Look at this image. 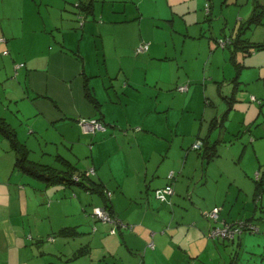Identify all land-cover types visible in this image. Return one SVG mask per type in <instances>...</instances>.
Returning <instances> with one entry per match:
<instances>
[{
    "label": "crops",
    "instance_id": "1",
    "mask_svg": "<svg viewBox=\"0 0 264 264\" xmlns=\"http://www.w3.org/2000/svg\"><path fill=\"white\" fill-rule=\"evenodd\" d=\"M232 1L236 3L232 10V22H229L231 9L228 10V7L227 18H224L226 31L228 30L229 33L217 36L214 39L215 44L209 35L210 23L205 25L209 18L206 17V12L204 16L201 0H138L136 8L139 12L128 13L131 16L130 19H113L112 23L108 22L111 25L109 28H104L107 27L106 22L98 23L96 26L91 23V19L95 17L94 7H92L91 14H85L80 26L92 32L95 46L98 45L95 35L97 33L101 35L100 49L104 53L103 63L108 80L103 81L101 88H95V86L93 88L89 84L91 75L87 73L85 61L81 56H78V58H82L83 65L80 67L75 61L76 74H73V79H62L66 82H60L57 88L53 86L52 91L47 86V91L49 90L48 92L54 96V99L52 98L53 108L45 111L38 106L41 105L39 102L34 101L33 105L28 103L29 109L26 118H29L28 130L30 132H36L41 136L47 133V129H50L53 134L51 140L72 143L68 148L69 151L80 146L79 153H83L89 163L85 170L93 167L96 181L108 191H111L112 188L115 191L114 194L127 195L126 199L129 201H131V197L138 199V203L135 205L129 204L126 211L128 216H126L118 209L116 197L112 199L113 194L110 195V205L114 214L117 217H122L121 221L126 225L129 222L133 224L130 231L128 229L120 231L119 229L117 233L129 254H134L136 257L134 264H194V261H191L192 256L197 255L199 258L207 246L208 241L202 242L203 235H206L212 225L208 212L218 206L216 197L219 188H211L210 174L208 172L207 179H204V170L196 182L197 170H193L194 172L191 170L189 178L180 179L181 172L176 176L175 171L178 169L179 159H175L171 152L173 140L170 137L175 134L182 136V140L178 144V146L180 145L178 148L182 151H184L185 145L199 137H204L210 142L215 140L222 142L226 137L231 139L247 137L252 143H256L257 139L264 140V48L252 49L251 52L244 55L241 53L242 51L234 53L236 57H242L244 65L235 71L238 87L237 84L235 86L232 84L231 99L226 98L230 86H225V80L227 75L232 74L233 69L236 68L226 61V63L214 66V71H212L211 59L217 51V46L220 45V37L229 38L230 34L234 35L240 22L245 21L258 3L264 0H228L229 3ZM148 4L155 7L151 10L148 8L143 10V5ZM122 9L126 10V6H123ZM145 14L156 19H148L150 22L145 24L143 22ZM204 17L208 19L205 20ZM160 19L167 20V23L162 25ZM230 28H233V33ZM103 29L115 31L113 43H110V37L102 34ZM159 30L162 31L159 33ZM224 30L223 28L222 32H225ZM118 32L124 34L125 42H118L116 36ZM85 35L83 34L81 37L83 38ZM250 35L253 40H264V13L261 21L252 26ZM103 37L107 38V43ZM156 37L163 40L165 46L168 40H173L176 52L169 53L168 56L166 53L161 57L162 52L156 51V45L153 44L141 53L133 52L135 56L132 60L129 51L125 52L116 47L118 44H123L127 46V50L141 42L153 43L156 41L160 43L155 39ZM179 41L180 48L177 50L176 46ZM185 45L188 46L187 50L195 46L194 58L206 56L210 48L214 47L212 48L214 52L209 59H200L201 65L197 68L198 75L195 78H191L188 70L183 71L180 64H176L179 61L178 54L181 56V60L184 58ZM108 46H111L108 51L114 55L111 58L112 65L107 63L106 48ZM225 46L227 45L222 47ZM50 48L45 59L47 71H51L49 64L54 58L66 57L72 60L76 58L71 56V53L74 54V52L64 50L62 41L60 45ZM30 52H24V55ZM175 58L177 59L172 60ZM223 58L227 59L225 55ZM228 59L231 61L230 54ZM24 60H26L24 63L14 65L17 78L24 71L29 70V62H32L34 57H25ZM201 74L205 78L202 84L199 80ZM17 82L21 86L20 81ZM50 82L51 80L48 81L49 84ZM176 83H188L187 90L173 89L172 87ZM215 86L217 90L214 89ZM243 86L250 88L248 89L249 101L255 103L249 104L242 99L241 91L237 96L235 92ZM27 96L29 97V92ZM43 97L51 98L50 96ZM253 97L256 101L251 99ZM17 107V113L21 112L22 117L25 118L23 116L25 110L18 105ZM220 111L224 113V119L219 127L214 128V123L211 124L212 119L216 116L215 113ZM153 112L160 120V133L157 130V120L153 123L147 121L148 115ZM92 117L99 118L108 125L95 132L82 131L77 121L83 122ZM56 121H59L57 125L53 123ZM245 123L247 124L245 125ZM258 123L262 126L261 129H258ZM247 125H249L247 133L244 136L242 133L238 134V129L243 126L247 128ZM134 127H139V130ZM187 127L190 129H186ZM16 135L18 134L16 133ZM185 135H187V139L184 138ZM154 142L160 143L153 146ZM135 147L137 149L136 157L133 150ZM232 148L235 154V147ZM127 150H130L129 153ZM188 156L189 153H187L186 159L190 160ZM115 157L122 159L123 163L122 174L119 175L112 168V160ZM216 157L218 155L213 160ZM67 160L69 161V159ZM173 164L175 168H173ZM169 173L174 174L172 181L174 201L171 211L166 210L165 204L167 203L165 202H160V205H157L158 203L155 201L157 196L156 194L154 196L155 190L163 188L169 182ZM205 183L206 187L200 190L201 185L204 186ZM136 189L140 190L139 195L133 194ZM149 206L153 208V212L150 211ZM201 215L204 217H200ZM139 216L140 218H138ZM222 216L220 215V217ZM224 220L228 222V220ZM139 222L141 224H137ZM94 227L95 233L107 234L111 229V225L99 229V226L93 224ZM100 252L102 253L100 259L104 260L102 258L113 251L105 241ZM84 253L85 251L78 256L85 255ZM207 253L209 259L210 254ZM205 261L207 260L204 258L202 264H205Z\"/></svg>",
    "mask_w": 264,
    "mask_h": 264
},
{
    "label": "rangeland",
    "instance_id": "2",
    "mask_svg": "<svg viewBox=\"0 0 264 264\" xmlns=\"http://www.w3.org/2000/svg\"><path fill=\"white\" fill-rule=\"evenodd\" d=\"M201 1L204 16L206 12V17L209 18H206L208 23L205 25L210 23L209 35L215 44L214 39L217 36L229 33L228 30L226 31L224 18H227L226 11L231 9L229 22H232V10L236 3L233 1L229 3L228 0ZM137 3L138 0H0V119L3 118L8 126L18 134L16 136L19 142L26 145L29 150V160L61 166L55 159V156L59 154L69 159L81 170H85L89 166L84 154L79 153L80 146L69 151L68 148L72 143L51 140L53 134L50 129H47V133L41 136L28 130L29 118H26L29 109L28 103L33 105L34 101L39 102L41 105L38 106L45 111L53 108L52 98L54 99V96L48 92L49 90L47 91V86L51 90L53 86L57 88L60 82H66L62 79H73V74L76 72L75 61L82 67V58L87 66V73L91 75L89 84L92 87L101 88L103 81L108 80L103 63L104 53L100 49L101 35L98 33L95 35L98 43L95 46L92 32L81 27L80 22L84 20L85 14H91L90 11L94 7L95 17L91 19V23L96 26L98 23L106 22L107 27L104 28H109L113 19H130L131 16L128 13L139 12L136 8ZM207 3L208 11H206ZM123 6H126V10L122 9ZM154 7V5L149 4L143 5V10H147V8L151 10ZM143 18L145 24L150 22L148 19H156L148 14H145ZM233 20L235 21V18ZM160 22L164 25L167 20L160 19ZM223 28L225 32H222ZM83 34L86 35L82 38L81 35ZM102 34L110 37V43H113L115 31L103 29ZM116 36L118 42H125L123 33L118 32ZM3 37L6 40H3ZM106 37L103 39L107 43ZM155 39L159 40L161 44L154 41L147 43V45H156V51L162 52L161 57L165 56L166 53L168 56L169 53L176 52L173 40H168L165 46L163 40L157 37ZM61 41L64 50L74 52V54L71 53V56L76 58L73 60L66 57L54 58L49 64L51 71H47L45 59L51 50L49 47L60 45ZM79 42L80 44H78ZM116 47L125 52L129 51L128 53L134 60L133 47L127 50V46L123 44H118ZM176 47L179 50L180 41L177 42ZM184 47V58L181 60V56L178 54L179 61L176 64H180L183 71L188 70L190 77L195 78L198 75L197 68L201 65L200 59H209L214 52L212 50L214 47L210 48L206 56L196 58L193 57L195 46L191 47L190 50H187L188 46L185 45ZM110 48L111 46L106 48V55L108 56L107 63L112 65L111 58L114 55L108 51ZM216 49L217 51L211 59L212 71H214V66L216 67L219 63H226V61L234 66L228 59L229 46L218 45ZM29 51H31L29 54L24 55V52ZM224 55L227 59L223 58ZM29 56L34 57V60L29 62V70L24 71L17 78L14 65L24 63L25 57ZM78 56L82 58H78ZM235 71L236 69H233V73L227 75L225 80V86H230L228 94L233 88L232 84L234 86L237 84L238 87V82L235 83L234 80H231ZM204 79L203 74H201L199 78L201 84ZM49 80H51L50 84L48 83ZM17 81H20L21 86L18 85ZM214 89L217 90L216 86ZM248 89L250 88L243 86L235 93L239 96L241 91L242 99L249 104L255 103L249 101ZM28 92L29 97L27 96ZM43 96H50L51 98ZM221 100L225 103L222 97ZM17 105L25 110V115L23 114L25 118L22 117L21 112L17 113ZM221 112H216V116L212 119L211 124L214 123V128L222 124L224 113ZM155 115L154 112L150 113L147 121L153 123L157 120V130L160 133V120ZM198 121H200L199 118ZM58 122L53 123L57 125ZM244 126L238 129V134L242 133L243 136L247 133L244 132ZM189 127L186 129H190ZM261 127L258 123V129ZM170 138L173 140L171 152L175 159H179L178 169L175 171L176 176L181 172L180 179L189 178L191 170L192 172L197 170L196 182L203 170L204 179H207L209 172L211 188H219L216 197L218 201L217 217L218 214L219 216L223 215L219 221L222 222L226 219L230 224L247 221V224L253 225H241V233L239 232V235L232 241L226 240L230 236L224 235V240L222 238L212 239V235L211 237L203 235L202 242L208 241L207 246L199 258L197 255H193L191 261L193 260L194 264H202V260L205 258L207 260L205 264H264V175H261L263 183L258 186V189H256L255 183L257 174H262L264 170V140L257 139L256 143H252L247 137L245 139L244 137L242 139L226 137L222 142H217L216 155L218 157L206 161V159L201 158L198 151L189 148L198 138L196 140L192 138L193 140L183 148L184 151L178 148L180 147L178 144L182 140L181 135L175 134ZM184 138L187 139V135ZM157 139H159L158 136ZM159 143L154 142L153 146ZM86 146L89 145L86 144ZM233 146L235 147V154L233 153ZM9 147V140L4 137L0 130V264H134L136 262V257L134 254H129L126 246L121 242L119 233H117L119 229L120 231L126 229L130 231L133 224L129 222V227L116 228L114 235L95 233L93 224L99 226V229L107 225L113 226L91 217L94 207H103V199L96 193L85 192L75 186L47 184L48 181L41 177L20 172L14 166L16 157L14 151L10 150ZM127 148L129 149V147ZM133 150L136 157V147ZM129 151L127 150L128 153ZM187 153H189L190 160L186 159ZM133 159L135 158L133 157ZM134 162L136 163L135 160ZM182 163L185 165L182 166ZM112 164L113 171L117 175L122 174V159L115 157ZM173 168H175L174 164ZM103 171L106 172L104 169ZM91 176L95 177L96 175L92 173ZM204 187H206V183L204 186L201 185L199 189L202 190ZM162 189L159 188V190ZM114 192L111 188L112 199L116 197L118 209L123 215L128 216L126 211L129 204L135 205L138 203V199L131 197V201H129L126 199L127 195L114 194ZM133 194L139 195L140 190H134ZM170 196L171 199H169ZM173 198V194H166V200L163 202L167 203H164L167 211H171ZM155 201L158 203L157 205H160L161 200L157 198ZM149 209L153 212L152 207L149 206ZM219 210L221 211L219 212ZM114 217L120 221L122 219V217ZM200 217L203 218L204 216L201 215ZM210 221L214 222L212 218ZM120 223L125 224L123 221ZM137 224H141V222ZM218 224L220 223L218 222ZM135 226L138 227L139 225ZM223 226H228L229 230L238 233L235 225L230 227L223 224ZM105 241L113 252L106 254V257L102 258L104 260H101L102 253L100 250ZM89 247L90 251L88 252ZM82 250L85 251V255L74 258V253ZM207 252L210 254L209 259Z\"/></svg>",
    "mask_w": 264,
    "mask_h": 264
},
{
    "label": "trees",
    "instance_id": "3",
    "mask_svg": "<svg viewBox=\"0 0 264 264\" xmlns=\"http://www.w3.org/2000/svg\"><path fill=\"white\" fill-rule=\"evenodd\" d=\"M263 13H264V1L258 3V5L255 7L254 11L248 16V18L245 21L240 22L239 26L237 27V31L235 32L234 35L230 34L229 38L228 37L227 38L220 37V41H219L220 45H222V46L227 45L230 48V59L234 65V67L236 68V70H239L241 67H243L244 61H243L242 57H236L234 55V53H236L237 51H242L241 53H243V55H244L248 52H251L252 49L264 48V40H262V41L261 40L260 41L253 40L251 38V35H250V32L252 30V26H254L255 23H258L261 21V17H262ZM231 33H233V29H232ZM2 39L4 40L6 38L3 37ZM139 44H136L133 48V52L136 54L147 50L148 46H149V45H147V48L144 50H138L137 47ZM231 80H234L235 83H237L236 74L233 75V78ZM180 84L176 83V84H174V86L172 88L179 90V91H186L188 88V83H185V84L180 83ZM182 85H186V87L180 88V86H182ZM231 96H232V93L228 94V96L226 98L229 99ZM251 99L256 101V99L254 97ZM89 119H95V120L99 121L102 125H104L105 127L108 125L96 117L88 118L86 120H89ZM215 121H216V119H215ZM77 122L79 124V127L81 128V126H80L81 121L78 120ZM249 125H247L248 129L245 128L244 132L245 131L247 132L249 130V127H248ZM135 129L139 130V127H136ZM0 130H1L2 134L4 135V137L9 140V146H10L9 148H10V150L14 151V155L16 157L15 162H14V166L20 172H23V173H26L29 175H33V176H37V177H41L44 180L48 181L47 184H55V185L61 184V185L66 186V187L75 186L78 189L83 190L85 192L96 193L104 201V205L101 208L105 209L112 217L116 216L114 214V212L112 211V208L110 205V195H111L110 191L106 190L101 183L96 181V178L91 176L92 173L91 174L87 173L88 169L87 170H81L74 163H72L71 161H68L67 159H65L59 155L56 156L55 159H56V161L59 162V164L61 166H54L52 164H46V163L44 164V163H40V162L31 161L28 159L29 150L27 149L26 145L24 143L19 142L18 138L16 137L15 130L10 128V126H8V124L5 122V120L3 118L0 119ZM217 142H218V140H215L214 142H210V141L206 140L204 137H199L195 142H193L189 146V148L191 147L194 150L198 151L199 154L201 155L202 159H204V160L206 159V161H209V160H213V158L216 156V149L218 147ZM196 143H199V145L195 148L193 145H195ZM258 175H259V177H258ZM261 175H264V170H263L262 174L258 173L256 178H255L256 189H258V186L262 185V183H263V179L261 178ZM173 178H174V174H173V177L171 179L168 178L169 182L165 186H167L169 184L173 188V182H172ZM157 190H159V189H157ZM157 190H155V192ZM172 194H173V192H172ZM154 196H155V193H154ZM165 200H163V201H165ZM108 201H109V203H108ZM163 201H161V202H163ZM215 208H217V207H215ZM91 217L94 220H99L96 217L92 216V213H91ZM209 218L211 219L212 217L209 216ZM212 219L214 220V222H212V225L210 226V229L208 231L209 234H208V232L206 233V235L208 237H211L215 228H218V227L221 228L223 224H227L230 227H232V225L239 227L240 225H246L247 224V221L242 222V223L241 222H235L234 224H230L229 222H227L225 220H223L221 222V221H219L220 220L219 214H218V217L216 219H214V218H212ZM218 222L220 223L219 225H218ZM247 225L253 226L252 224H247ZM127 227H129L128 224H127ZM117 228H120V227L118 226ZM254 228H257V227L254 226ZM94 230H95V227L93 228V231ZM109 232L112 234L111 231H109ZM114 233H116V231L113 232V234ZM238 235H239V233L236 232L233 234V236L231 238L228 237V239H226V240L232 241ZM211 238L212 239L222 238L225 240V238L222 236H212ZM83 252L84 251L77 252L73 256L76 257V256L82 254Z\"/></svg>",
    "mask_w": 264,
    "mask_h": 264
},
{
    "label": "built area",
    "instance_id": "4",
    "mask_svg": "<svg viewBox=\"0 0 264 264\" xmlns=\"http://www.w3.org/2000/svg\"><path fill=\"white\" fill-rule=\"evenodd\" d=\"M206 6H207L206 11H208V3ZM146 48H147V42H141L137 47L138 50H144ZM185 87H186V85L180 86V88H185ZM80 126L84 132H94L95 130H100V129L105 128L104 125H102L99 121H97L95 119L84 120L83 122L80 123ZM198 145H199V143H196L193 146L196 148ZM93 172H94L93 168H89L87 170V173L91 174ZM172 177H173V174L170 173L168 175V178L171 179ZM172 192H173L172 187H171V185L168 184L162 190L156 191V196L159 200L163 201L166 199V194H172ZM92 216L96 217L97 219H99L103 222L111 223L113 225L111 230H110L112 233L116 231L115 228H117L119 225H121V226H119L120 228L127 227L126 224L120 223L121 221L119 219H115V217H112L105 209H103L101 207H94V209L92 211ZM208 216L216 219L217 218V208H213L209 212ZM240 226L239 227L235 226L236 229H238V233L240 232ZM249 226H251V225H249ZM234 233H236V231L233 232V231L229 230L228 226H223L221 228H219V227L215 228L212 236H222L223 237L225 235V236L232 237Z\"/></svg>",
    "mask_w": 264,
    "mask_h": 264
},
{
    "label": "bare ground",
    "instance_id": "5",
    "mask_svg": "<svg viewBox=\"0 0 264 264\" xmlns=\"http://www.w3.org/2000/svg\"><path fill=\"white\" fill-rule=\"evenodd\" d=\"M158 191V190H157ZM172 191H173V189H172ZM155 194H156V192H155Z\"/></svg>",
    "mask_w": 264,
    "mask_h": 264
}]
</instances>
